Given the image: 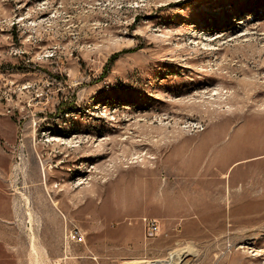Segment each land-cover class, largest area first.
<instances>
[{
	"label": "rangeland",
	"instance_id": "obj_1",
	"mask_svg": "<svg viewBox=\"0 0 264 264\" xmlns=\"http://www.w3.org/2000/svg\"><path fill=\"white\" fill-rule=\"evenodd\" d=\"M171 253L264 264V0H0V264Z\"/></svg>",
	"mask_w": 264,
	"mask_h": 264
},
{
	"label": "bare ground",
	"instance_id": "obj_2",
	"mask_svg": "<svg viewBox=\"0 0 264 264\" xmlns=\"http://www.w3.org/2000/svg\"><path fill=\"white\" fill-rule=\"evenodd\" d=\"M207 45V44H205ZM209 45H213V44H209ZM212 47V46H211ZM214 48V47H213ZM217 49V48H215ZM221 87V86H220ZM216 89H213L212 92L209 93V91H206V92H203L202 94V98L201 99H198V100H195L193 101L195 104H198V106H202V108H205V110H208V109H211V107H216L217 109H222V108H226L224 111L226 112H230L234 109V106L232 104H229V102L226 101V99L228 97H230L231 95L229 93H232V91H229V90H225V89H221L219 87H215ZM223 88V87H222ZM207 93H209L207 96H205ZM215 95L217 96L215 98ZM161 125L162 126H165V123H163V121H161ZM161 129V133H162V136L159 137L158 139L154 140L155 143L157 144V146L161 147L166 141V137L169 136V134L167 133V129L165 127H162L160 128ZM168 134V136H167ZM169 139V138H168ZM167 139V140H168ZM49 141H52L54 142V147L57 148H61L62 145L65 146V148H71V147H77L80 145V142H82V139L80 138L79 140H75V138H64V137H61V136H53V137H50ZM50 143V142H49ZM52 144V143H51ZM136 145H138L136 143ZM38 150V149H37ZM148 152H143L141 154H137V156L135 155L133 158H139V160L137 162H140V167L142 169H144V171L146 172H150L151 171H156V169L160 166L164 167L167 169L168 172L171 173V167L168 166L167 164L163 163L161 165L158 164V162L156 164H152V167L149 168L147 166V164L150 163L147 162L145 160V158L149 157L150 159H154L155 157L153 155H147ZM136 160V159H135ZM133 161V160H132ZM174 166V165H173ZM198 167V166H197ZM196 169V168H195ZM223 169V168H222ZM193 170V169H192ZM39 177V176H37ZM149 182V181H148ZM79 183V182H78ZM160 183V180L159 178H154V180L151 182V183H148V189L151 191L152 188H156L158 186V184ZM165 183V182H164ZM47 184V182H46ZM48 186V185H47ZM38 189V188H37ZM147 189V188H146ZM52 200V204L57 207V208H60L59 206V203L58 201L54 200V199H51ZM33 241V240H32ZM32 248L34 250V252H39L38 251V247H37V244H35V241L32 242ZM32 250V251H33ZM35 253V254H36ZM178 254V253H177ZM174 253H171L170 255V259L169 260H155V261H145V264H173V259L171 258H174ZM144 262V261H143Z\"/></svg>",
	"mask_w": 264,
	"mask_h": 264
},
{
	"label": "built area",
	"instance_id": "obj_3",
	"mask_svg": "<svg viewBox=\"0 0 264 264\" xmlns=\"http://www.w3.org/2000/svg\"><path fill=\"white\" fill-rule=\"evenodd\" d=\"M73 234L77 235V234H79V231L75 230V232H73Z\"/></svg>",
	"mask_w": 264,
	"mask_h": 264
}]
</instances>
